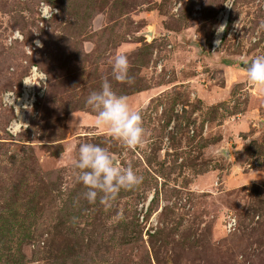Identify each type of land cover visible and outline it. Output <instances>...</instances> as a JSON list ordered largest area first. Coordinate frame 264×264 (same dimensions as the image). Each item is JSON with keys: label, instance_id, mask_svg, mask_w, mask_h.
Listing matches in <instances>:
<instances>
[{"label": "rangeland", "instance_id": "1", "mask_svg": "<svg viewBox=\"0 0 264 264\" xmlns=\"http://www.w3.org/2000/svg\"><path fill=\"white\" fill-rule=\"evenodd\" d=\"M40 1L0 0V264H264V89L240 67L264 56V0H55L43 23ZM121 51L130 83L112 77ZM33 67L11 132L3 94ZM105 79L142 148L96 127L85 100ZM81 143L142 183L88 203L67 166Z\"/></svg>", "mask_w": 264, "mask_h": 264}, {"label": "clouds", "instance_id": "2", "mask_svg": "<svg viewBox=\"0 0 264 264\" xmlns=\"http://www.w3.org/2000/svg\"><path fill=\"white\" fill-rule=\"evenodd\" d=\"M38 10L41 18L45 19H51L56 11L48 0H41ZM223 30L222 25L218 31ZM242 63L246 65L248 81L253 86L264 89V56ZM109 64L116 81L131 82L128 76L129 61L123 51L115 53ZM85 104L95 114L96 127L104 129L105 134L120 142L122 147L134 151L144 146L146 130L142 126L140 112L132 108L127 97L116 94L107 79L99 91L88 95ZM72 151L76 154L69 158L67 166L73 170L76 183L82 184L86 189L83 197L90 204L96 203L99 196L100 203L110 207L111 201L122 189H132L143 181V177L137 175L131 166H122L115 156L98 144L81 143L78 147L73 146Z\"/></svg>", "mask_w": 264, "mask_h": 264}, {"label": "built area", "instance_id": "3", "mask_svg": "<svg viewBox=\"0 0 264 264\" xmlns=\"http://www.w3.org/2000/svg\"><path fill=\"white\" fill-rule=\"evenodd\" d=\"M40 2H39V5H37V16H38V18L41 19V23H43V22H45V21H47L49 19L41 18L40 12L38 10L39 6H40ZM54 2H55V0H48V3L51 4V7L56 10L53 13V15H55L56 12H57V9H56V6L54 5ZM21 38H22V35H20L17 31L13 32L12 34L9 35V40L10 41L18 40V39L21 40ZM37 43L34 41V44L36 46H38ZM38 77H39V75L37 74V68L33 67L32 70H31V76L23 78V80H22L23 93L21 94L20 98H16L15 95H14V92H12V91H7L6 93L3 94L2 100L4 101L5 105L8 106V107H13L15 109V111H16L15 112V117L10 122V125H9V129H10L11 132H15L21 126H23V123H25L24 111L21 110L20 106L23 107V108H26L27 105L25 104V101H26V97H28L27 96V90H29L30 88H33V84H35V81L37 80ZM19 112H21L22 115H19Z\"/></svg>", "mask_w": 264, "mask_h": 264}, {"label": "bare ground", "instance_id": "4", "mask_svg": "<svg viewBox=\"0 0 264 264\" xmlns=\"http://www.w3.org/2000/svg\"><path fill=\"white\" fill-rule=\"evenodd\" d=\"M221 24H220V26H219V28L222 26V25H224V19H225V16H224V13H222L221 14ZM218 28V29H219ZM221 33L222 32H220V31H217L216 32V35L214 36L215 37V42H217L218 40H219V37H220V35H221ZM222 36V35H221ZM19 115H22V113L21 112H19ZM25 116V115H24Z\"/></svg>", "mask_w": 264, "mask_h": 264}, {"label": "water", "instance_id": "5", "mask_svg": "<svg viewBox=\"0 0 264 264\" xmlns=\"http://www.w3.org/2000/svg\"><path fill=\"white\" fill-rule=\"evenodd\" d=\"M248 62H250V61H248ZM240 67H241L242 69L246 70V65H245L244 63H241V64H240Z\"/></svg>", "mask_w": 264, "mask_h": 264}]
</instances>
